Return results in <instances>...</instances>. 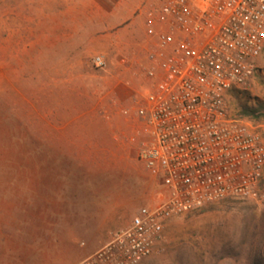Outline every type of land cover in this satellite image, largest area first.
I'll return each instance as SVG.
<instances>
[{"label": "built area", "instance_id": "built-area-1", "mask_svg": "<svg viewBox=\"0 0 264 264\" xmlns=\"http://www.w3.org/2000/svg\"><path fill=\"white\" fill-rule=\"evenodd\" d=\"M141 14L152 90L123 113L140 124L138 158L167 198L80 264H140L165 251L172 219L226 199L264 202V137L229 104L264 52V0H155ZM94 64L107 66L103 56Z\"/></svg>", "mask_w": 264, "mask_h": 264}, {"label": "rangeland", "instance_id": "rangeland-1", "mask_svg": "<svg viewBox=\"0 0 264 264\" xmlns=\"http://www.w3.org/2000/svg\"><path fill=\"white\" fill-rule=\"evenodd\" d=\"M142 1L145 0H0L5 47L13 32L20 40L19 60L0 58V115L3 111L12 112L11 93L3 91L2 86L4 90L8 88L14 69L19 78V93L15 94L13 111L22 125L35 120L36 130L41 132L44 117L50 114L86 120L96 117L118 123L117 126L126 122L123 110L134 112L152 90L147 72L154 40L147 36L141 11L148 1L155 0H146L136 9ZM89 4L95 10L97 5L114 10L92 13L94 23L128 25L118 44H92L91 38L85 39L89 41L85 45L60 43L61 12L65 14L67 7L76 5L83 10ZM87 15L90 14L82 16ZM97 56L105 58L104 69L95 66ZM239 103H264V52L250 87L230 94V110L235 117ZM239 119L264 137V116ZM114 133L117 138L112 142L113 150L120 153L124 148L129 153L123 164L129 182L150 190V172L138 158L142 139L132 130ZM158 181L154 190H165ZM164 245V252L140 264H264V202L226 199L174 218L165 230Z\"/></svg>", "mask_w": 264, "mask_h": 264}, {"label": "crops", "instance_id": "crops-1", "mask_svg": "<svg viewBox=\"0 0 264 264\" xmlns=\"http://www.w3.org/2000/svg\"><path fill=\"white\" fill-rule=\"evenodd\" d=\"M99 6L61 12L60 43L85 45L91 38L92 44H118L128 25L94 23L92 13L114 11ZM4 27L1 10L0 58L17 61L19 37L13 32L5 47ZM9 77L2 90L11 93L12 112L0 115V264H80L128 227L142 208L160 205L168 192L154 190L159 179L151 173L150 190L129 182L123 166L129 153L112 148L117 138L112 134L122 129L139 135L138 122L126 118L117 126L96 117L50 114L37 132L35 120L24 127L15 115L19 78L14 69Z\"/></svg>", "mask_w": 264, "mask_h": 264}, {"label": "trees", "instance_id": "trees-1", "mask_svg": "<svg viewBox=\"0 0 264 264\" xmlns=\"http://www.w3.org/2000/svg\"><path fill=\"white\" fill-rule=\"evenodd\" d=\"M238 113L236 117L247 119H261L264 116V103H259L255 106L248 103H239Z\"/></svg>", "mask_w": 264, "mask_h": 264}]
</instances>
